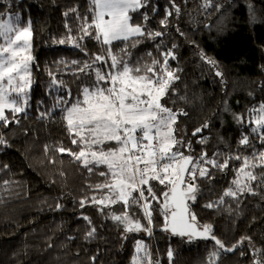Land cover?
<instances>
[{"label":"snow or ice","instance_id":"6c2138e0","mask_svg":"<svg viewBox=\"0 0 264 264\" xmlns=\"http://www.w3.org/2000/svg\"><path fill=\"white\" fill-rule=\"evenodd\" d=\"M14 3L0 0V129L19 125L33 107L36 120L60 124L73 147L58 141L45 144L44 152L67 155L87 173L77 203L81 209L95 208L113 223L121 248L133 241L129 264H162L151 243L157 231L189 244L211 241L202 264H219L223 255L237 251L251 264H264V245L257 247L248 236L229 245L216 235L211 222L198 215V209H206L231 216L232 205L238 208L243 197L264 199V100L242 112L223 101L224 112L237 126L235 143L218 135V144L225 147L210 149L211 137L204 133L211 125L204 121L190 134L201 146L197 151L187 126H180L189 113L176 107L178 101L189 102L177 87L182 69L170 64L177 59L178 45L169 47L163 39L169 35L170 18H179L181 4L188 0H168L159 29L149 27L160 10L152 0H87L83 11L80 5L68 8L63 13L65 33L51 40L74 49L77 56L46 65V95L51 98L47 107L44 100L34 103L32 98L33 71L39 68L33 54V21L22 19L12 8ZM199 7L209 16V9L224 15L215 0H202ZM247 8L255 12L252 4ZM175 30L185 35L179 25ZM146 42L152 49L141 54ZM200 57L217 68V77L223 76L217 61L203 51ZM260 87L264 90V84ZM0 146L11 147L2 131ZM48 162L55 164L56 159ZM7 169L5 164L0 172ZM59 175L66 177L63 170ZM93 176L99 179L93 182ZM13 183L0 180L5 190ZM63 207L57 200L54 210ZM79 218L86 222L83 239L95 240L98 228L92 218L83 213ZM98 255L89 257L91 264H96ZM166 256L173 264L171 245Z\"/></svg>","mask_w":264,"mask_h":264},{"label":"trees","instance_id":"16d2710c","mask_svg":"<svg viewBox=\"0 0 264 264\" xmlns=\"http://www.w3.org/2000/svg\"><path fill=\"white\" fill-rule=\"evenodd\" d=\"M201 2L188 0L187 5L181 4V16L170 18L166 30L169 35L163 38L169 47L172 43L178 45L175 49L177 59L170 64L182 69L178 73L177 87L189 102L178 101L176 107L189 113L181 118L180 126H187L197 151L201 146L195 145V138L190 134L204 121L211 125L204 133L211 137L210 149L225 147L218 144V135L235 143L239 135L237 126L231 114L224 112L223 101H227L233 111L242 112L252 103L264 100V90L260 87L264 84V0H215L223 6V16L215 9L208 10L212 13L209 16L199 7ZM152 3L158 4L160 10L152 17L149 27L159 29L168 0H152ZM248 4L253 5L254 13L249 12ZM77 5L83 11L87 8V0H15L12 4V8L22 14V19L33 21V54L39 64L33 71L34 103L44 100L45 107L51 103L46 95L49 79L46 65L60 57L77 56L74 49L53 45L51 40L65 33L63 13ZM68 20L75 25L72 17ZM177 25L184 36L176 32ZM151 49L152 44L146 42L141 45V54ZM201 51L217 61L222 77L215 75L217 68L201 59ZM35 116L33 107L29 117L19 125L0 129L11 145L0 146V167L8 165L7 170L0 172V180L16 182L7 190L0 186V199L3 200L0 203V264H91L89 257L97 252L96 264H129L133 241L130 239L121 248L113 223L98 215L95 208L81 209L77 203L88 179L87 173L78 170L67 155L61 157L54 152L48 155L44 152L45 144L58 141H63L65 147H73L64 129L59 123L38 121ZM53 157L55 164L48 162ZM61 170L66 177L59 175ZM98 179L91 178L93 182ZM57 200L64 205L60 211L54 210ZM232 207L231 216L206 209H198V215L203 222H211L216 235L229 245L241 236L251 237L257 247L264 245V199L245 196L238 208L235 204ZM81 213L89 215L97 225L98 236L91 242L83 239L86 222L79 218ZM151 243L154 253L158 249L162 264H168L169 245L174 250L173 264H202L206 249L212 244L211 241L189 244L159 231ZM244 250L248 251L247 246ZM219 264H251V261L237 251L223 255Z\"/></svg>","mask_w":264,"mask_h":264}]
</instances>
